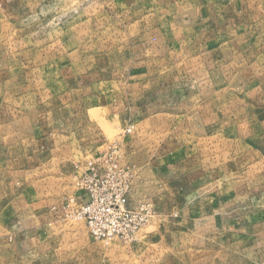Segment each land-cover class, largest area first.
I'll use <instances>...</instances> for the list:
<instances>
[{"label":"rangeland","instance_id":"1","mask_svg":"<svg viewBox=\"0 0 264 264\" xmlns=\"http://www.w3.org/2000/svg\"><path fill=\"white\" fill-rule=\"evenodd\" d=\"M106 149L130 241L74 214ZM0 264H264V0H0Z\"/></svg>","mask_w":264,"mask_h":264},{"label":"built area","instance_id":"2","mask_svg":"<svg viewBox=\"0 0 264 264\" xmlns=\"http://www.w3.org/2000/svg\"><path fill=\"white\" fill-rule=\"evenodd\" d=\"M120 162L118 156L113 157L106 149L76 165L81 193L74 214L86 223L95 239L133 240L150 217L151 209L147 205L139 209L129 207L134 174Z\"/></svg>","mask_w":264,"mask_h":264}]
</instances>
